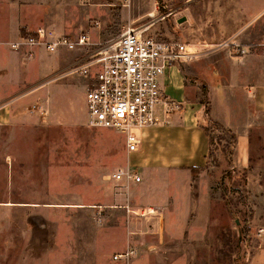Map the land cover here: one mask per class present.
<instances>
[{"label": "rangeland", "instance_id": "obj_1", "mask_svg": "<svg viewBox=\"0 0 264 264\" xmlns=\"http://www.w3.org/2000/svg\"><path fill=\"white\" fill-rule=\"evenodd\" d=\"M257 22L264 27V0H0L7 40L43 27L86 33L91 51L150 25L147 34L184 46L175 67L201 126L212 128L211 157L190 180L162 171L144 188L112 182L107 177L127 164L124 138L86 125L85 80L65 74L70 51L36 52L27 67L40 77L57 73L28 77L11 100L44 84L81 83L70 86L73 104L58 107L78 123L0 124V264H264V115L233 74ZM237 135L246 144L233 145ZM154 194L166 198L171 216L127 212L112 200Z\"/></svg>", "mask_w": 264, "mask_h": 264}, {"label": "crops", "instance_id": "obj_2", "mask_svg": "<svg viewBox=\"0 0 264 264\" xmlns=\"http://www.w3.org/2000/svg\"><path fill=\"white\" fill-rule=\"evenodd\" d=\"M258 25L263 26V23L257 22L250 28L249 42L252 44V48L249 47L250 51L247 56L243 55L236 58L238 65L234 68L233 74L234 82L236 81L238 84L236 87L243 91L246 90L250 95V105L254 113L264 115V27L259 30L255 28ZM17 39L18 37L9 40L0 38V124L18 119L27 122L56 119L60 123H78L64 109L61 110L58 107L61 104L70 107L73 104L70 86L74 91H77V88L81 87V83L75 85L44 84L24 99L11 100L18 97L22 83L28 77L36 80L35 82H40L57 73L56 71L40 77L43 75L41 71L36 72L35 68L29 69L25 64L26 60L22 52H14L10 48V44ZM48 54L50 56L54 53ZM79 55V53L68 52V59H66L64 68L68 67ZM162 83L165 95L172 101L169 112L165 116V123L140 129L137 136L139 140L137 151L130 154L126 151L127 164L125 168L133 170L140 177L142 188L153 185L151 180L155 175L159 176L162 171L180 172L187 177L186 180H190V169H203L207 164L208 139L200 123L198 115L200 109L194 102L186 98L184 83L178 68H170ZM219 87L221 90L231 88L227 85ZM38 99L40 102H37ZM21 105H23V110ZM18 106H20V110H18ZM27 109L31 110L29 114L25 112ZM233 114L229 110L230 122L233 121ZM228 125L232 124L229 123ZM244 139L246 138L237 135V144L241 146L246 144ZM154 182L156 183V181ZM120 183L126 187L134 184ZM112 200L130 212L138 209L146 212L153 210V215L171 216L169 209L167 210V205H165L166 198H162L159 194H154L145 199L136 198L133 201L128 197L117 195Z\"/></svg>", "mask_w": 264, "mask_h": 264}, {"label": "built area", "instance_id": "obj_3", "mask_svg": "<svg viewBox=\"0 0 264 264\" xmlns=\"http://www.w3.org/2000/svg\"><path fill=\"white\" fill-rule=\"evenodd\" d=\"M149 27L124 30L114 41L91 51L92 43L86 33L59 35L49 28L39 27L18 37L10 48L22 52L27 61L39 50L78 52L80 55L65 74L86 82L87 125L121 135L130 154L137 151L139 144L132 129L165 123L172 101L165 95L162 81L185 53L183 45L147 34ZM107 178L126 184L140 182V177L128 168H117ZM152 213L153 210L147 211V214ZM127 256L118 255L119 258Z\"/></svg>", "mask_w": 264, "mask_h": 264}, {"label": "trees", "instance_id": "obj_4", "mask_svg": "<svg viewBox=\"0 0 264 264\" xmlns=\"http://www.w3.org/2000/svg\"><path fill=\"white\" fill-rule=\"evenodd\" d=\"M213 127H217L218 128V126L215 125V124H213ZM202 130H203L205 136L208 139V155H207V158L209 159V157H211L210 140H211V135H212V128L208 127V126H205V127L202 126ZM231 142H232L233 145H235L236 138L234 136H231ZM200 170H202V169H190V174L193 176Z\"/></svg>", "mask_w": 264, "mask_h": 264}, {"label": "bare ground", "instance_id": "obj_5", "mask_svg": "<svg viewBox=\"0 0 264 264\" xmlns=\"http://www.w3.org/2000/svg\"><path fill=\"white\" fill-rule=\"evenodd\" d=\"M151 16H153V14H150Z\"/></svg>", "mask_w": 264, "mask_h": 264}]
</instances>
